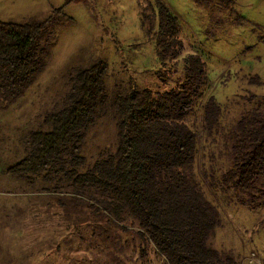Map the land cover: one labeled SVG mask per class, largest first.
<instances>
[{
  "label": "trees",
  "instance_id": "obj_1",
  "mask_svg": "<svg viewBox=\"0 0 264 264\" xmlns=\"http://www.w3.org/2000/svg\"><path fill=\"white\" fill-rule=\"evenodd\" d=\"M73 1L87 2L66 3ZM66 3L44 18L0 19V106L6 108L22 97L46 68L52 45L48 36ZM142 23L152 28L158 64L168 68L165 74L174 78L179 66L182 80L163 90L141 88L131 78L110 87L107 59L72 65L39 126L22 136L23 155L3 172L32 185L41 182L40 188L52 199L45 211H35L36 217L43 215L41 221H51L48 224L60 230L64 222L74 226L89 249L103 245L118 230L136 227L139 239L152 244L166 264H239L233 251L211 243L221 211L192 173L198 133L187 118L209 83L207 63L197 52L182 57L180 19L165 0H150L142 8ZM168 63H176L173 71ZM256 74L253 78L258 80ZM221 114L220 103L210 95L203 113L209 132L218 129ZM107 117L115 124L116 142L101 148L89 163L84 153L87 135ZM222 136L231 162L217 186L249 192L264 204V187L259 186L264 185L262 103L256 99ZM4 243L0 236V252L6 251ZM82 258V263L74 257L68 264H95Z\"/></svg>",
  "mask_w": 264,
  "mask_h": 264
},
{
  "label": "rangeland",
  "instance_id": "obj_2",
  "mask_svg": "<svg viewBox=\"0 0 264 264\" xmlns=\"http://www.w3.org/2000/svg\"><path fill=\"white\" fill-rule=\"evenodd\" d=\"M66 1L0 0V19L44 18ZM149 1L66 3L65 13L48 36L52 45L46 68L22 97L6 108L0 106V226L4 229L0 236L6 248L0 252V264H68L74 257L80 263L82 257H88L95 264H166V258L152 244L139 239L136 227L118 230L103 245L89 249L90 244L79 239L74 226L64 222L60 230L48 224L51 221H41L43 215L36 217L35 211H45L52 199L41 189V182L32 185L3 172L23 155L22 136L26 129L39 126L42 113L63 90L64 75L72 65L87 64L97 57L107 59L110 87L131 78L141 88L163 90L182 80L179 66L173 78L165 74L168 68L158 64L152 28L142 23V8L148 7ZM165 1L180 19L185 44L182 57L197 52L207 63L209 83L187 122L198 133L193 176L221 211L211 243L220 250L233 251L240 258L239 264H264L262 199L256 201L249 192L223 189L216 183L231 162L223 133L256 99L264 106V0ZM180 60L179 65H183ZM168 65L173 71L176 63ZM157 69L160 72L154 83ZM256 73L258 80L253 78ZM210 95L222 107L218 129L211 132L203 124L204 104ZM115 142L116 127L107 117L87 135L84 153L88 162L101 148L113 147ZM257 193L254 190V196ZM39 203L46 206H37Z\"/></svg>",
  "mask_w": 264,
  "mask_h": 264
}]
</instances>
